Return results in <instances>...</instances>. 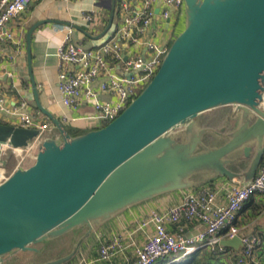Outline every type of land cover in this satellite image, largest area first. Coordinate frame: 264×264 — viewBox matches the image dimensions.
<instances>
[{"label": "water", "instance_id": "95a60500", "mask_svg": "<svg viewBox=\"0 0 264 264\" xmlns=\"http://www.w3.org/2000/svg\"><path fill=\"white\" fill-rule=\"evenodd\" d=\"M185 27L171 43L158 72L125 111L108 125L79 136L38 109L60 132L43 141L29 168L0 184V264L19 252L78 229L87 231L71 253L40 264H66L95 225L160 195L191 189L196 175L252 181L264 160V0H185ZM114 2L108 30L113 24ZM28 33V57L31 41ZM94 39V36L88 34ZM232 107L236 127L227 135L203 127L201 117ZM38 130L0 124V143L27 147ZM226 140L208 146V136ZM243 152L250 163L232 171ZM222 245L240 249L241 239Z\"/></svg>", "mask_w": 264, "mask_h": 264}, {"label": "crops", "instance_id": "0c3cea01", "mask_svg": "<svg viewBox=\"0 0 264 264\" xmlns=\"http://www.w3.org/2000/svg\"><path fill=\"white\" fill-rule=\"evenodd\" d=\"M120 1L128 3L133 11L143 9L142 0H71L68 2L62 0H38L32 4L28 13L12 22L10 28L20 41V45L8 43L2 50L0 91L5 95L10 112L0 114V124L19 127L18 115L26 113L32 115L41 123H50L55 128V132L48 133L46 139L60 138V132L56 125L37 107L33 90V77L42 107L56 120L60 121L72 136H74L73 134H78L79 136L85 132L100 129L99 127L102 128L99 123L88 119L89 116L94 114L93 103L90 101L84 100L80 107L75 110L63 105L57 87L61 65L60 60L56 56V51L63 43L69 29L72 30L73 41L81 43L88 48H98L114 37H118L124 27L123 14L119 8ZM114 2L116 3V9L113 24L116 30L113 32L111 29L108 30V25ZM153 7L155 16L144 32L142 41L153 42L160 46L171 45L172 40L182 30L185 17L180 21H175L174 14H172L171 19L163 18L161 0H154ZM92 10L94 11V23H88L83 17L84 14ZM38 23L42 24L38 26L32 35V60L30 64L27 37L29 31ZM88 34L94 36V39L90 38ZM118 39L120 38L118 37ZM121 45L124 62L135 58L139 54H143L146 50L144 45H138L129 40H122ZM67 68L69 72L75 70L71 65H67ZM117 71L121 72L120 66H118ZM101 99L107 101L111 99V96L103 95ZM233 122L236 124V121ZM20 161L21 157L16 152L11 149H4L3 143H0V176H11L19 169ZM33 163L34 160L28 158L20 168H29ZM248 164L245 163L244 165L248 166ZM236 167L239 166L236 165ZM244 171L245 169L238 173ZM193 179L196 182L193 189L160 195L123 211L104 224L95 225L90 238L82 245L78 254L66 264H131L135 260V253L130 246L131 240L129 236L134 233L133 239L140 245L146 241V236L140 230V226L150 212L163 213L170 207L182 203L185 195L189 192L198 193L205 188H216L232 182L225 177H213L210 174L196 175ZM232 183L245 185L248 182L244 178H236ZM219 199L223 202V195H220ZM237 225L242 236L257 237L262 241V246L256 251V258L260 264H264V194H257L245 203L238 214ZM197 227L201 228L186 221H182L179 225H167V229L172 233L177 234L182 230L188 235H195ZM86 231V229H78L61 238L45 241L37 245V248L41 251L40 253L19 252L16 257L19 255L47 256L54 252L58 246L65 248L64 250L67 251L61 256L64 257L71 253L74 244ZM153 232L154 229L150 226L148 233L152 234ZM116 236L122 238L126 249L117 252L110 260H101V248ZM228 248L234 249V252L236 251L238 254L241 252L240 249ZM206 252L208 251L201 250L197 253H199L200 257ZM191 257L192 255L187 257L179 256L173 260L174 263L171 261L165 264L185 262L186 259ZM234 259V257H216L211 262L212 264H234Z\"/></svg>", "mask_w": 264, "mask_h": 264}, {"label": "built area", "instance_id": "2783aa9c", "mask_svg": "<svg viewBox=\"0 0 264 264\" xmlns=\"http://www.w3.org/2000/svg\"><path fill=\"white\" fill-rule=\"evenodd\" d=\"M36 1L38 0H0V61L6 44L20 45L10 25L15 19L28 13ZM142 1L143 9L140 11H133L128 3L120 1L119 8L124 19V27L118 35L120 39L114 37L98 48H88L74 42L72 30L69 29L56 51L61 65L57 87L63 105L75 110L84 100L90 101L93 103L94 114L88 119L102 127L117 119L151 82L170 47L142 41L144 32L155 16L154 0ZM161 2L163 18L171 19L174 14L175 21H180L185 17V0ZM83 18L88 23H94V11L84 14ZM122 40L144 45L146 50L143 54L124 62ZM67 65L73 66L75 70L69 72ZM118 66L121 72L117 71ZM103 95H110L111 99L102 100ZM262 107L264 109V98ZM9 112L5 95L0 91V114ZM18 126L39 131L38 136L25 148H14L8 143H3L4 149H11L21 157L18 167L20 168L28 158L35 161L47 134L55 132V128L50 123H41L26 113L18 115ZM7 178L0 176V184ZM232 182L216 188H205L198 193L189 192L182 203L163 213L150 212L140 226L146 241L140 245L133 239L134 233L129 236L130 246L135 253V260L131 264H154L158 259L172 254L187 257L201 250H207L216 257H234V264H260L256 251L262 246V241L257 237L242 236L237 219L248 200L257 194H264V161L252 181L245 185ZM220 195H223V202L219 199ZM182 221L201 228L197 227L195 235H188L182 230L175 234L167 229V225H179ZM150 226L154 229L152 234L148 233ZM237 237L242 243L239 254L234 252V249L222 245L224 240ZM125 249L122 238L116 236L101 248L100 259L110 260L117 252Z\"/></svg>", "mask_w": 264, "mask_h": 264}, {"label": "rangeland", "instance_id": "374dc122", "mask_svg": "<svg viewBox=\"0 0 264 264\" xmlns=\"http://www.w3.org/2000/svg\"><path fill=\"white\" fill-rule=\"evenodd\" d=\"M184 21L185 20L183 19V28H182L181 31H183L184 27H185ZM181 31H180V33H181ZM173 41L174 40H172V43H173ZM210 113H212V112L204 113L201 118L209 115ZM229 113H230V108L227 107L226 116L229 115ZM225 119H226V117H225ZM225 119L221 123H219L217 128H213V127H210V128H213V129L220 128L223 125V123L225 122ZM99 128H101V127H99ZM212 140L213 139L207 137L206 140H205L206 145L211 146V147L214 146L215 143ZM191 189H193V188H191ZM64 249L65 248H62V247L58 246L57 249L54 250V252H51L47 256H43V257L42 256L41 257H35V256H31V255H24V256L19 255L18 257H16V254H15L14 256L9 258V261L12 262V263H19V264H38V263H42V262H45V261H48V260L60 258L61 256H63L64 253L67 252ZM179 256H180L179 254H172V255H170V256H168L166 258L158 259L154 264H165V263L171 262V261L173 262V260L176 257H179Z\"/></svg>", "mask_w": 264, "mask_h": 264}, {"label": "trees", "instance_id": "16d2710c", "mask_svg": "<svg viewBox=\"0 0 264 264\" xmlns=\"http://www.w3.org/2000/svg\"><path fill=\"white\" fill-rule=\"evenodd\" d=\"M226 110L227 107H221V108H216L210 112L209 115L203 117L201 119V124L203 127H213V128H217V126L219 125V123H221L225 117H226ZM83 134H86L83 133ZM80 134V135H83ZM74 137L78 136V134H73ZM208 138H211V136H208ZM247 166L243 165V166H239V167H232V170H234L235 172H240L241 170L246 169ZM199 253H195L194 255H192L191 258L186 259L185 262H179V263H175V264H212V260L216 258L215 255L211 254V253H204L203 256L198 255Z\"/></svg>", "mask_w": 264, "mask_h": 264}, {"label": "flooded vegetation", "instance_id": "af4514ba", "mask_svg": "<svg viewBox=\"0 0 264 264\" xmlns=\"http://www.w3.org/2000/svg\"><path fill=\"white\" fill-rule=\"evenodd\" d=\"M229 108H230V113H229V115L226 116V119H225V122L223 123V125L220 128L215 129V130L219 131L222 127L226 126V131L222 134L223 136H225L228 133H230L236 127L235 126L236 124L233 122V120H229V117L231 116L232 111H233L232 107H229ZM211 139H213L212 141L215 143L214 146H221V145L226 143V140L222 139L221 137H219V136H217L215 134L211 135ZM231 157L232 158H237L238 162H239L238 164H235V165L231 166V168H230L231 170H232V167H234L236 165L241 167L245 163H250V159L244 158V155H243L242 151L237 152L235 155H233Z\"/></svg>", "mask_w": 264, "mask_h": 264}, {"label": "bare ground", "instance_id": "6f19581e", "mask_svg": "<svg viewBox=\"0 0 264 264\" xmlns=\"http://www.w3.org/2000/svg\"><path fill=\"white\" fill-rule=\"evenodd\" d=\"M178 259V258H177Z\"/></svg>", "mask_w": 264, "mask_h": 264}]
</instances>
